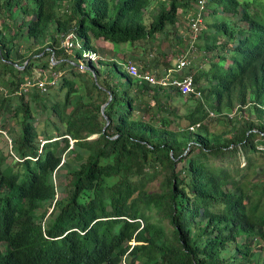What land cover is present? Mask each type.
Segmentation results:
<instances>
[{
	"label": "trees",
	"instance_id": "obj_1",
	"mask_svg": "<svg viewBox=\"0 0 264 264\" xmlns=\"http://www.w3.org/2000/svg\"><path fill=\"white\" fill-rule=\"evenodd\" d=\"M117 1L0 0V264H264V0L207 1L204 59L173 76L200 98L98 45L152 48L199 0H121L110 19ZM138 57L141 74L175 69ZM54 74L55 94L19 92Z\"/></svg>",
	"mask_w": 264,
	"mask_h": 264
},
{
	"label": "built area",
	"instance_id": "obj_2",
	"mask_svg": "<svg viewBox=\"0 0 264 264\" xmlns=\"http://www.w3.org/2000/svg\"><path fill=\"white\" fill-rule=\"evenodd\" d=\"M207 1L208 0H199L195 14H192V16L189 18L188 27H189V34L191 39V41L189 42L190 52L187 51L177 58L175 69H170L168 71H165L163 77L159 78L158 76L151 73L141 74L138 66L134 62L129 61L128 63L124 64L123 66L124 71H126V73L130 77L134 78L135 80H138L141 83L144 82L150 86H156V87L159 86L162 88L171 87L176 89L180 94V96L182 97L197 96L198 98H200L201 93L196 89L194 85V80H192L191 76L185 78H177V79H174L173 76L176 73H180L187 70L189 67V62L187 58L191 52L194 53L195 51L194 42H196V39L198 37L199 25L202 23L203 14L206 9ZM62 48L65 49L66 51L80 49V45L78 43L74 31H72L69 35H67L64 38L62 42ZM82 58L93 62L96 61L93 60V58H96V56L91 54H83ZM52 64L55 66L56 63L52 61ZM78 68L82 72L87 70L84 64L82 63L78 65ZM58 79H59L58 75L54 74L52 79H49L48 81L39 80L37 83L29 81L20 88L19 92L26 94L27 92L30 91V89L37 88L38 90H41L43 93H46L49 91V89H53L56 87ZM9 144H11V142H9Z\"/></svg>",
	"mask_w": 264,
	"mask_h": 264
},
{
	"label": "rangeland",
	"instance_id": "obj_3",
	"mask_svg": "<svg viewBox=\"0 0 264 264\" xmlns=\"http://www.w3.org/2000/svg\"><path fill=\"white\" fill-rule=\"evenodd\" d=\"M121 0L113 3L111 5V10H110V19L114 18L116 16V13L118 11V9L120 8V2ZM163 1V0H162ZM170 0H165L164 2H168ZM243 1V0H240ZM253 1V0H250ZM261 1V0H258ZM156 10V8L154 9ZM178 32L175 34L170 33V35L167 36H160L159 38H157L155 44L151 45L150 44H142V43H138L137 45L134 46V48H130V44H118V45H112L109 43H105L103 41H99V45L101 46V48L105 49V52L107 55H109V57H105L106 61H111L112 59H110L111 53L112 51L117 52V56H115L117 58V60L121 61L122 59H124L125 61L129 62H135L131 57L132 56H140L142 55V51L146 50L147 54H148V58L150 59V61H153L155 59H159L160 60V68L163 70H166L168 67H172V65L174 66L177 63V57L180 56V53L182 50H184L186 48V42H190V34H189V30H188V26L187 23L184 22V20H180L179 19V25H178ZM178 37L180 38V40H178ZM129 49H131L129 51ZM194 56V58L198 61V63L204 59V54L200 51H195V54L192 55ZM125 57V58H124ZM93 60H96V58H93ZM203 63H207V61H203ZM230 64L228 63L227 66H229ZM139 68H142V64H138ZM79 73H81L82 71L78 68ZM59 83V81L57 82V84ZM56 88V87H55ZM57 89V88H56ZM56 89H52L51 93L55 94L56 93ZM36 124L40 127V128H44V124H43V120H37ZM12 127L17 130V127H14L12 124ZM8 137V138H7ZM9 136H5L2 135L0 137V148L2 150V152L7 155L9 154V149H10V144L9 142H11L9 140ZM7 160L9 161V158H7ZM261 161V159H260ZM241 162L243 163V159H241ZM56 178V184L57 185H62L65 184V179L64 177H59Z\"/></svg>",
	"mask_w": 264,
	"mask_h": 264
},
{
	"label": "water",
	"instance_id": "obj_4",
	"mask_svg": "<svg viewBox=\"0 0 264 264\" xmlns=\"http://www.w3.org/2000/svg\"><path fill=\"white\" fill-rule=\"evenodd\" d=\"M56 65H57V64H55V66H56ZM107 105H109V103L104 104V105L102 106V108H101V113H102L104 119L107 121L106 126L110 124L109 119H107V117L104 115V108H105ZM91 138H95V136H93V137H91Z\"/></svg>",
	"mask_w": 264,
	"mask_h": 264
},
{
	"label": "crops",
	"instance_id": "obj_5",
	"mask_svg": "<svg viewBox=\"0 0 264 264\" xmlns=\"http://www.w3.org/2000/svg\"><path fill=\"white\" fill-rule=\"evenodd\" d=\"M98 45H99V42H98ZM100 46V45H99ZM131 49H129V51H130ZM133 57V59L134 60H136L137 61V59L139 58L138 56H132ZM138 62V61H137Z\"/></svg>",
	"mask_w": 264,
	"mask_h": 264
}]
</instances>
